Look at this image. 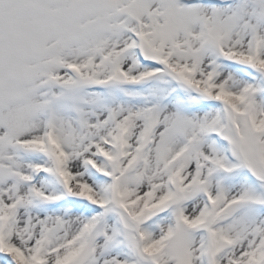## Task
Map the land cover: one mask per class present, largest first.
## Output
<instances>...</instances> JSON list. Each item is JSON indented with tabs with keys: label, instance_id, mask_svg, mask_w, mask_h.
<instances>
[{
	"label": "snow or ice",
	"instance_id": "obj_1",
	"mask_svg": "<svg viewBox=\"0 0 264 264\" xmlns=\"http://www.w3.org/2000/svg\"><path fill=\"white\" fill-rule=\"evenodd\" d=\"M0 264H264V0H0Z\"/></svg>",
	"mask_w": 264,
	"mask_h": 264
}]
</instances>
